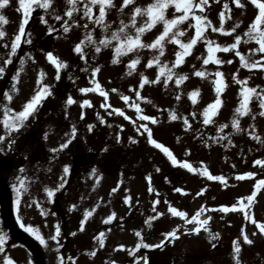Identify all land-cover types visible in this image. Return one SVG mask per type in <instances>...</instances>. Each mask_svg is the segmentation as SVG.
Here are the masks:
<instances>
[{
	"label": "rangeland",
	"instance_id": "374dc122",
	"mask_svg": "<svg viewBox=\"0 0 264 264\" xmlns=\"http://www.w3.org/2000/svg\"><path fill=\"white\" fill-rule=\"evenodd\" d=\"M115 2L117 5L119 4V0H115ZM149 2L150 0H137V3L141 5ZM226 2L229 4V11L225 15H230L232 19H225L224 28L227 30L232 27L234 22H240V28L235 34H242L258 12V9L247 3V0H242L245 3L244 9H237L231 0H218L217 3L208 0L203 15L207 16L214 27H219V13ZM260 2L264 3V0H260ZM17 7L15 0H11V5L6 7L2 13L6 23L0 24V29L7 33L2 42H8L9 48L0 47V66H2L3 59L7 58L10 40L17 31L19 20L23 16L22 11L19 13L15 11ZM52 7L62 15L65 7L64 0H54ZM96 11L94 9V14ZM129 11L130 9H125V14ZM172 11L174 9L167 11L166 15L171 16ZM81 14H75L77 20ZM196 14L201 15L199 10L196 11ZM41 15L47 20V26L56 29L51 35L45 34L47 26L39 22ZM124 18L126 19V15ZM116 19L115 10L106 16V20L112 22L113 26H115ZM62 22L54 20L44 10L34 9L25 29L26 34H30L31 43H24L26 36H22L17 53L12 58V62L7 65L5 74L0 77V93H2L10 88L12 75L8 77V74L11 69H18L20 67L19 57L28 53L32 60L25 59L19 77V90L12 93L13 98L9 106L16 111L21 109V105L33 94L34 89L39 87L35 81L41 70L43 72L41 84H49L52 91V95L40 105L36 118L30 119L18 132L12 134L15 144L0 153V188L9 185V196L6 200L9 199L11 208L7 210V214L18 225L20 231L35 244L33 248L13 238L5 241V253H0V264H2V257L5 254L14 264H29V262L31 264H61V261L57 259L58 255L62 258L63 264H71L69 257L75 259V264H112V262L115 264H141L143 257L148 258L149 264H171L173 258L168 259L167 257L169 249L176 257V264H234L232 260V241L234 239L240 246L238 258L241 264H264V238L259 234L256 224L252 222L264 224V187L258 188L253 202L244 212L239 211L240 203H248L246 197L251 195L256 180L264 179V165H254L253 163L256 160L264 161V143L250 139L247 133H235L231 127L225 128L222 133L216 132L217 125L229 122L232 110L239 102L238 93L241 86L233 83L231 74L236 72L238 79L247 77L248 87L258 85L264 89V71L240 67L239 59L233 52H216V58L222 61L231 59L233 63L216 65L210 61L208 65L204 66L207 73L220 71L228 85L221 94V99L224 101L223 107L219 110L218 115L212 118L214 123L204 126L199 113L214 99L212 81L215 80V77L209 75L201 79L191 75L193 70L191 66L194 65L196 70L201 69L202 61H197L195 56H207L203 41H198L192 50L193 55L185 57V63L177 70L189 74V78L180 85L179 89L173 81H169L166 88L162 84H146L140 89V95L144 99L137 100L134 93H130L128 89L130 86L133 89L137 87L139 72H143L145 77L150 80L154 79L155 66L144 67L151 53L146 49L139 53L140 62L132 75L125 74V65L131 56L120 57L118 58L120 62L113 65L110 63L112 52L108 49L102 50L100 54L96 55L95 60H93L92 53L88 49H84L87 54L85 61H81L78 54L74 53L73 46L82 37L83 29L72 28L69 33L64 34L60 27ZM79 22L85 23L82 20ZM187 23L194 22L189 19L181 28H186ZM160 29L161 26L157 25L142 39L145 42L150 41ZM194 31V29H188L181 39L187 41ZM93 35L96 38L100 37L99 28L93 29ZM204 35L209 40H215L219 45L232 42V37L213 33L208 28L205 29ZM255 46L254 42H250L248 45L241 43L237 50L244 54ZM175 50V45L166 44L165 55L161 59L174 60ZM46 52H52L54 57H58L60 61L66 62L68 65L67 68L60 69L58 80L54 78L57 74L56 68L45 58L44 53ZM259 56L260 54H257L254 59H259ZM93 67H99L96 76L100 86L99 90L81 94L78 91L79 88L96 87L95 84L89 83V80L92 79L91 70ZM81 68L88 70L82 72ZM112 89H116V92L113 93ZM196 89L199 90V95L197 104L193 105L187 98V93ZM99 91L108 93L107 104L110 107H101L105 101L104 97L99 95ZM178 92L181 94V98L177 101L175 97ZM69 95L75 101L72 105L65 103ZM122 95L129 96V105L131 103L138 104L143 110L142 115L158 118L160 122L157 124L153 125L147 121L143 123L150 127L153 139L168 148L178 162H187L193 168L201 171L206 168L212 175L223 176L225 182L222 184L220 181H210L196 173H189L179 166L173 167L169 159L159 149L147 142L146 135L137 134L133 123L115 113L109 115L112 108H118L131 121H135L137 126L141 123L135 109L120 99ZM83 100L90 101L91 107L85 105L84 119L81 120L80 103ZM146 101H151V103ZM52 102L55 104V111L50 117L47 116L48 114H44V108L48 109ZM6 103L9 102L4 101L0 96V109ZM153 104L156 105L155 108ZM249 107L253 112L258 111L255 101H251ZM157 108L161 111H157ZM164 109H174L176 114L188 118L191 130H184L182 119L169 120V113L163 111ZM191 112L197 114L196 119H191L189 116ZM97 116L104 120V124L100 123ZM37 120L45 122L35 128ZM251 122L250 117L245 116L240 118L239 125L244 129ZM254 124L261 140H264V118L257 116ZM87 125H93L92 131H88ZM73 126L76 128V135L68 147L55 153L50 152L49 149L58 148L61 143L70 138L65 134L70 133ZM95 131L100 132L98 140L93 137ZM45 132L48 133L46 140L42 138ZM117 133H119L120 142L114 143L112 141ZM0 134H3L2 130H0ZM228 134H231L232 145H228L226 139L220 140L218 143H212L209 140V137L227 136ZM108 137L111 139L107 140ZM129 137L135 139L137 143H131ZM194 137L196 138L194 139ZM205 141L208 142L207 147H205ZM98 143L103 145L99 146ZM93 146H96L95 150L89 151ZM6 148L7 137L5 141L0 142V149ZM185 149L190 153L188 156L184 155ZM82 150H84V154H82ZM64 165L69 166V173L63 181V187L55 190L61 182ZM78 166H82L81 173L73 171L74 167L75 170H78ZM93 167L96 169L95 173H92ZM21 168L24 169L22 173L19 172ZM244 173H254L255 175L251 178L246 177L242 181L234 178L236 175ZM18 176L24 180L23 186L27 188V192L21 194L18 212H14L13 200L16 194L13 192L12 185L18 183L16 179ZM96 176H99L100 179L97 180ZM5 179L8 180L4 181ZM118 183L117 191L110 194L111 189ZM45 187L53 190L54 204L52 201L48 202L47 194L44 191ZM177 187L186 194L182 195L173 191ZM149 188L152 191H149ZM202 188L204 189L203 195L197 196L196 193ZM125 189L127 192L124 191ZM126 195L130 198L127 205L123 202V197ZM154 200L158 201L155 210L162 215L150 221L151 226H149L144 221L155 215L152 203ZM238 201L240 203H237ZM57 202L60 204L59 207L56 206ZM0 204H4V202L0 201ZM37 204L43 209L45 215H41ZM233 204L237 206L236 212L205 211L201 213L199 217L201 220L208 219V224L205 225L208 232L201 229L197 235H185L183 228L190 229L193 225H184L182 220L173 217L167 211L170 205L186 212L190 217L201 205H204L206 209H217L219 206L231 207ZM73 205L75 207L69 211ZM91 207L95 209L93 215L86 219L84 231H78L83 213ZM111 213H115L113 222L108 225L103 224L101 221ZM245 214L248 215V219H245ZM17 216L22 224L39 230L45 240L44 245L24 231L17 223ZM121 217L123 219H120ZM54 225H58L60 229L57 241L49 239V236L55 233ZM178 225L181 226L178 240H174L172 243L165 241L164 245L158 249H137L135 247L138 242L149 245L158 244L163 239V233H167ZM241 229L244 230V235L253 241L251 245L243 243ZM137 231L141 233L140 237L135 235ZM73 232L76 235H69ZM99 232L105 233L103 248L99 247L98 241L93 240V237ZM253 232H256L257 235L252 236ZM210 233L218 238L209 241ZM75 239L80 241L81 246L75 245ZM121 245L123 249L118 247ZM93 248L96 249V254L90 257L86 253ZM113 249L117 250L113 251ZM129 250H132L131 256L128 255Z\"/></svg>",
	"mask_w": 264,
	"mask_h": 264
},
{
	"label": "snow or ice",
	"instance_id": "6c2138e0",
	"mask_svg": "<svg viewBox=\"0 0 264 264\" xmlns=\"http://www.w3.org/2000/svg\"><path fill=\"white\" fill-rule=\"evenodd\" d=\"M18 7L15 9L16 12H23L22 18L19 20L18 29L14 33L13 37L10 40V50L7 52V58L3 59L2 66H0V77L5 74V69L8 64L12 62V58L17 53V49L20 47L22 36H26L24 39V43L30 44V34H26V25L29 23L30 15L34 11V9H40L47 12L52 18L56 21H63L61 24V30L64 34L69 33L72 28H82L83 34L82 37L76 42L73 46L74 53L78 54L79 59L81 61H85L86 52L84 49H88L92 53L93 60H95L96 55L100 54L102 50L108 49L112 52V59L110 61L111 64L115 65L119 63L120 57L131 56L128 63L125 65V74L132 75L133 71L136 70L137 64L140 62L139 53L142 50H148L151 54L147 58V62L144 65L145 68H151L153 65L156 68V73L154 79H148L145 77L143 72H139V81L138 85L135 89L131 86L128 91L130 93H134L137 100L144 99L140 95V89H142L146 84L153 85H163L165 88L168 87L169 81H173L176 87L179 89L180 85L189 78L188 73H182L177 71L181 65L185 63V57H189L193 55V48L197 45L198 41H203L205 45V50L207 52V56L196 55L195 59L197 61H202L201 69L196 70L194 65L192 67L191 75L195 77H199L201 79L206 78L209 75L215 77V80L212 81L214 84V99L212 102L208 103L199 113L202 116V125L207 126L211 123H214L213 117L218 115L219 110L223 107L224 101L221 99V94L225 91L228 85L225 83L223 78V74L220 71H215L214 73H207L204 70V66L208 65L209 62L220 65V64H232L233 61L231 59L227 61H222L216 58V52H224L229 53L233 52L235 57L239 59L240 67L252 70V69H260L264 71V3H261L260 0H247V3H250L254 6V8L258 9L257 14L254 19L247 25L246 30L242 32V34H235L237 30L240 28V22H234L232 27L225 30L224 21L225 19H232L230 15L226 16L225 13L229 11V4L226 2L223 4V7L219 13V27H214L212 22L207 18L206 15H203L205 11V6L208 5V0H150L149 3L141 5L137 3V0H119V4L115 2V0H64V10L63 14H58L57 10L52 7L54 0H15ZM213 3H217L218 0H212ZM232 4L235 5L237 9H244L245 3L242 0H231ZM11 5V0H0V24L6 23L5 16L2 14L3 10L6 7ZM94 9H96V14H94ZM125 9H130V11L125 14ZM170 9H174L171 12V16L166 15V12ZM115 10L117 13V19L115 21V26H113L112 22H108L106 20V16ZM199 10L201 15H197L196 11ZM82 13L79 16V20L76 19L75 14ZM126 15V19L124 18ZM67 17V19H64ZM193 21L194 23H187L186 28H181L186 22ZM85 21V23L81 24L79 21ZM39 22L42 25L47 26V20H45L44 16L41 15L39 17ZM91 25V27H90ZM157 25L161 26L160 31L152 38L150 41L145 42L142 37L151 32ZM99 28L101 35L99 38L94 37L93 29ZM211 29L213 33H220L223 36L232 37V42L225 45H219L215 42V40H209L205 35V29ZM188 29H194V34L187 39V41H183L181 37H184L187 33ZM56 29L53 27L47 26L46 35H51L55 32ZM7 33L0 29V41H4ZM250 42H254L256 45L248 49V51L244 54L241 51L237 50L238 45L243 43L244 45H248ZM172 44L176 46V50L173 55L175 57L174 60H162L161 58L165 55V45ZM0 47L9 48V43L5 42L0 44ZM260 54L259 59H254V57ZM46 60L51 63L57 70V74L54 77L55 79H59L60 69L67 68L68 65L66 62L60 61L58 57H54L52 52L44 53ZM32 60L30 54L25 53V56L19 57V65L20 67L16 70L15 74L11 77V85L10 88L6 91L0 93L4 101H8L3 105V108L0 109V130H2L3 134H0V142L6 140L7 137V148L0 149V153L5 152L7 149H10L14 144L15 140L12 138V134L18 132L23 126H25L26 122L29 119H35L36 113L39 110L40 105L43 101L52 95L51 86L49 84H41V77L43 76L42 70L37 74L36 85L39 87L35 88L33 94L21 105V109L16 111L12 109L9 104L13 98L12 93L18 92V83L19 77L23 70V66L25 64V59ZM33 63H35L33 61ZM87 68H81V71H87ZM99 71V67H93L91 70L92 79L89 80L90 84H95V88H79L78 91L81 94L88 93L91 91L99 90V84L96 80L97 73ZM239 68L237 69V72ZM232 81L235 84H239L240 90L238 93L239 102L237 106L232 110V116L229 119L228 123H222L216 126V132L222 133L225 128L231 127L232 131L235 133H247L250 139H254L258 142L264 143V140H261L260 135L257 132L254 121L257 116L264 118V89H261L260 86L248 87L247 80L238 79L236 72L231 74ZM259 89V90H258ZM113 93L116 92V89L111 90ZM99 95L104 97L105 103L101 104L102 108L110 107L107 104L108 93L105 91H99ZM199 95V90H192L187 93V98L191 101L193 105L197 104V96ZM181 98V94L178 92L175 99L178 101ZM121 100L124 101L126 105H129V96L122 95L120 97ZM251 101H255L257 105L258 111L253 112V110L249 107ZM151 103V101H146ZM66 105H72L75 101L69 95L65 101ZM87 105L91 107V103L88 100H83L80 103L81 114L80 119H84L83 109ZM130 107L135 109L136 115L141 123L136 125L135 121H131L128 116L124 114L121 109L112 108L109 112V115L115 113L118 116L123 117L125 120H129L130 123H133L134 127H136L137 134L140 136H145L147 142L153 147L159 149L171 162L173 167L179 166L183 169H186L189 173H196L200 176L206 177L208 180L220 181L222 184L225 182V178L220 175H212L210 174L206 168L202 171L199 169L193 168V166L187 162H178L173 154L169 151L168 148L164 147L162 144L158 143L153 139V135L148 124L143 122H150L151 124H157L160 121L157 117L142 115V109L136 103H131ZM155 108L156 105L153 104ZM157 111H161V109L157 108ZM169 113L168 119L171 121L182 119L184 124V130L190 131L191 124L189 123V119L186 117H182L176 114L175 110L164 109ZM67 115V114H66ZM196 113L191 112L189 116L191 119H196ZM248 116L251 119V123H249L247 128L242 129L239 125V120L242 117ZM98 119L99 116H97ZM100 123L104 124V120L100 119ZM110 126V125H109ZM88 131H92L93 125L86 126ZM122 130V129H121ZM251 130V131H249ZM199 131V130H198ZM48 133L45 132L43 139H47ZM66 136H69V139H66L64 143H61L58 148L49 149L50 152H58L66 149L68 145L71 143V140L75 138L76 128L73 126L71 128L70 133H66ZM196 137H194L195 139ZM116 142H120L119 133L116 134ZM129 141L133 144L137 143L135 139L132 137L128 138ZM227 140L228 145H232L231 134L220 135L219 137L213 136L209 137V140L212 143H218L220 140ZM208 146V142L205 141V147ZM106 150V149H104ZM190 153L187 149H185V156H188ZM254 165H264V161L256 160L253 162ZM201 167L203 165L201 164ZM24 171L23 168L19 169V172L22 173ZM50 171V169H49ZM159 171V169H156ZM63 175L60 178L61 182L56 186L55 190H59L63 187V181L66 179L69 173V166L64 165L62 169ZM95 167L92 168V173H95ZM254 173H244L240 175H236L234 178L238 181L244 180L246 177L251 178L254 176ZM18 183H14L12 185L13 192L16 194L15 199L13 200V211L18 212V206L21 199V194L23 192H27V188L24 187V180L19 176L16 178ZM96 179L99 180L100 177L96 176ZM146 179H149L146 177ZM150 182V181H149ZM259 187H264V179H257L256 184L253 186V191L251 195L246 197L247 204L240 203L239 211L244 212L246 208L253 202V198L256 196L257 190ZM119 188V183L116 187L111 189V193H114ZM44 191L47 194L48 202L51 203L53 197V190L45 187ZM127 192V189L124 190ZM149 191H152L149 188ZM173 191L186 194L182 191L181 188H174ZM204 193V189L202 188L199 192L196 193L197 196H201ZM158 195V193H157ZM129 197L126 195L123 197V202L125 205L129 203ZM153 211L155 212L154 216L148 217L144 223L146 225H150V221L159 218L162 213L155 210V205L158 201H153ZM167 204V202L165 201ZM38 209H40L41 215H45L43 209L40 208V205H36ZM75 205L69 208V211ZM95 211V209H93ZM167 211L173 216L178 217L183 221L184 225H193L190 229L187 227L183 228V233L185 235H197L201 229L205 232H208V228L205 225L208 224V219L201 220L199 217L201 213L205 211H219L223 213L228 212H236L237 206L233 204L231 207L219 206L217 209H206L204 205H201L200 208L188 217L187 213L181 210H178L175 207L168 206ZM91 215V213L87 210L83 213V218L79 221L78 231H84L85 229V221ZM115 218V213H111L107 216L106 219L101 222L105 225L111 224ZM248 215L245 214V219H248ZM120 219H123L122 217ZM256 224L257 229H259V234L262 238H264V224L257 223L256 221H252ZM17 223L21 225L25 232L29 235L33 236L36 240L39 241L41 245L45 244L44 238L40 235L39 230L33 228L30 225H24L20 222L19 216H17ZM55 228V233L49 236V239L53 241H57L58 236L60 235V229L58 225L53 226ZM181 226H177L167 233H163V239L159 244L149 245L143 242H138L136 244V248H160L164 245L165 241L168 243H172L174 240H178L180 236L178 232H180ZM69 235H76L75 232L69 233ZM137 237L141 236L139 231L135 232ZM257 235L256 232L252 233V236ZM104 232H99L97 235L93 237L94 241H98L99 247H104ZM241 236L243 237V243L246 245H251L252 240L248 238L247 235H244V230L241 229ZM218 237L214 234H209V241L213 239H217ZM5 241L6 236L3 232H0V253H5ZM215 247V245H212ZM15 247V245H13ZM120 249H123V246H118ZM117 249H113L116 251ZM240 253V246L237 243V240L232 241V260L234 264H241L238 254ZM90 257L96 254V249L93 248L90 252L86 253ZM128 255H132V250L128 251ZM57 259L61 261L63 264L62 258L58 255ZM71 264H75V259L72 257L68 258ZM143 264H149L148 258H142ZM2 264H14V262L10 259V257L5 254L2 257ZM31 264V262H29ZM115 264V262H112Z\"/></svg>",
	"mask_w": 264,
	"mask_h": 264
}]
</instances>
